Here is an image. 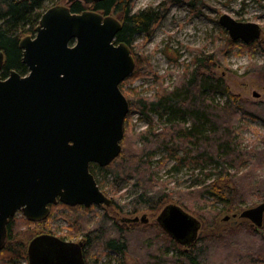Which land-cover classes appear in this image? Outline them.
Returning a JSON list of instances; mask_svg holds the SVG:
<instances>
[{
    "label": "water",
    "instance_id": "water-1",
    "mask_svg": "<svg viewBox=\"0 0 264 264\" xmlns=\"http://www.w3.org/2000/svg\"><path fill=\"white\" fill-rule=\"evenodd\" d=\"M76 1L91 5L100 0H67L48 9L35 37L20 42L29 73L0 76V252L9 221L19 213L38 223L58 203L113 206L91 165L106 168L122 152L130 102L121 84L133 75L136 61L130 46L117 42L121 22L94 11L73 13L70 5ZM220 24L233 41L249 45L262 36L258 24L227 14ZM4 63L0 51V74ZM240 218L257 229L264 227V203L243 211ZM122 222L146 225L149 220L144 215ZM157 222L184 247L196 241L201 227L175 204L165 207ZM82 246L39 237L29 252L35 253L32 264H83ZM42 250L54 251L55 262Z\"/></svg>",
    "mask_w": 264,
    "mask_h": 264
},
{
    "label": "rangeland",
    "instance_id": "rangeland-1",
    "mask_svg": "<svg viewBox=\"0 0 264 264\" xmlns=\"http://www.w3.org/2000/svg\"><path fill=\"white\" fill-rule=\"evenodd\" d=\"M58 2L50 4L49 8L56 5H66L67 0ZM88 8H90V5H88ZM151 8L160 9L161 14L155 20L148 34H138L134 38L132 53L137 60L135 59V73L124 81L123 89L127 99L151 98L160 91V88L173 90L179 84L180 77H184L195 68L196 60L200 57L205 58V64L208 66L205 72L215 79L222 78L234 98H236V100L233 99L232 101L237 103L236 109L239 112L237 114L239 120L236 123L239 129L237 132V143L246 150H250L253 147L259 151L263 150L264 0L132 1L133 12ZM225 14L230 15L237 21L258 24L262 29L261 39L249 45L242 41H235V44L231 43L233 40L220 24V18ZM111 15L118 19L116 13H111ZM255 94H258L259 97H256ZM226 100L220 94L215 95L216 103L225 105ZM137 109V107H132L127 118L130 129L134 134L145 131L149 126L148 120ZM155 119L158 122L156 116ZM157 126L162 127L163 122H158ZM132 144L133 141H131ZM181 155L183 153H180ZM255 158L257 156H254L253 161ZM261 159L264 161V158ZM151 164L154 178L158 181V184L153 186V191L159 189L166 192L196 191L216 179V174L220 170L215 163L211 162H191L179 166L176 170L174 169L177 165L175 156L163 149L158 150L154 154ZM242 165L240 167V174L251 171L252 163L250 161ZM253 169L255 171V180H253L252 185L244 186L246 199L243 201L245 204L233 213L221 214L215 222V226L213 225L214 227L210 226L212 224L211 221L200 222L201 220L194 213L203 212V209H208L212 216L211 211L224 210L226 205L214 201L211 197L204 196L202 200L191 196L187 203L192 211L189 214L199 219L201 223L197 239L207 237L208 235L212 236V234L214 237L224 236L230 232L232 234L229 235L226 246L231 244L230 248L233 253H237L236 251H240L243 255H250L252 253L253 250L249 251V248H255L259 242V237H264V227L258 230V233L261 235L255 233L256 229L252 226L251 221L240 218V214L247 209L264 203V196L262 195L264 193V185L260 188L264 184V166L262 168L256 166ZM235 170L231 169V172ZM96 180L107 197L113 203H116L115 207H106L105 205L93 206L88 211H85L84 207H82L76 213L69 206L60 204L51 207V214L42 225L27 223L25 221L27 219L22 213H19L15 216L18 225L16 241L28 249L32 239L38 234L44 233L59 236L70 242L79 243L85 240L79 232V228L75 225L79 213H84L85 231L94 230L97 222L106 213L119 225L126 228L129 227L121 223L122 219L146 215L149 220V230L144 231V225H142V229L136 230L133 233L132 236H135L133 237L134 241L146 238V242L148 240L152 242L151 245L145 243L149 247L145 246L146 250H166L170 255L180 254L173 243L168 242L157 223V218L162 211L153 213L143 210L136 215H127L120 213L117 209L118 206L123 207L136 197L138 191L133 188L135 184L134 177L125 176L116 181L113 174L103 172L97 173ZM253 186L256 190H253ZM257 190L260 192H257ZM227 216L230 217V220L224 221V218ZM143 232H148V236ZM85 242L87 246V264H135L137 262L132 254L134 250L122 256L105 248L103 244L93 245L90 248L88 241L86 240ZM180 247L182 250L186 249L182 245ZM220 250L217 249L214 255L212 254L211 262L216 264L221 259ZM140 256L144 258V255ZM26 258L27 255L26 257H19L18 255L7 254L3 249L0 252V264H27ZM263 262L264 260L251 264H264Z\"/></svg>",
    "mask_w": 264,
    "mask_h": 264
},
{
    "label": "trees",
    "instance_id": "trees-1",
    "mask_svg": "<svg viewBox=\"0 0 264 264\" xmlns=\"http://www.w3.org/2000/svg\"><path fill=\"white\" fill-rule=\"evenodd\" d=\"M56 1L63 0H0V51L5 55V63L0 74L3 79L8 78L12 71H17L22 76L29 73L28 67L22 62L23 50L20 47V42L27 36L35 37L43 14L50 9L49 5ZM132 1L100 0L91 4L90 8H88V4L76 1L70 5V9L77 14L85 11L99 12L105 16L116 13L122 24L117 42L126 43L133 50L135 36L142 33L148 34L161 13L157 8L133 12ZM231 43L235 44V41H231ZM205 62V58H198L195 68L184 77H180L179 84L173 90L160 88L154 97L129 100L130 111L132 107H137L139 113L148 120V128L134 134L126 119L120 156L106 168H100L95 164L91 165V171L95 177L97 173L106 172L113 174L116 181L125 176L135 178L133 188L138 193L132 201L123 207H117L120 213L136 215L143 210L157 213L172 204L180 206L189 213L192 211L187 203L191 196L202 200L204 196H207L216 202L223 203L226 208L211 211L212 216L208 209L194 214L199 217L200 222L211 221L210 226L214 227L221 214L233 213L245 204L244 186L252 185L255 180L253 168L264 166V161L261 159L264 158V149L259 151L253 147L246 150L237 143L239 129L236 123L239 120L237 115L239 112L236 109L237 103L232 101L236 98L222 78L215 79L205 72L208 69ZM124 84L125 82L121 84V89L126 95L123 89ZM216 94L227 99L225 105L216 103ZM155 116L158 118V122H163L162 127L157 126L158 122ZM131 141H133L132 145ZM161 149L175 156L177 165L174 169L176 170L179 166L191 162L215 163L220 168L216 179L192 192H166L161 189L153 191L152 188L158 184V181L154 178L151 161L154 154ZM180 153L183 155L180 156ZM254 156L257 158L253 161ZM248 161L252 163L253 170L240 174V167ZM231 169L236 170L231 172ZM254 186L253 190H256ZM257 192L260 191L257 190ZM262 195L264 196V193ZM115 206L114 202L113 207ZM82 207L69 208L77 213ZM83 209L88 211L90 208L84 207ZM83 214H78L75 225L79 228L85 241H88L90 248L93 245L103 244L105 248L122 256L134 250L132 254L137 260L135 264H215L211 262V258L217 249H221V259L216 264H251L264 260V237L262 236L259 237L255 248L248 247L249 251L253 250L250 255H243L240 251L233 253L230 248L231 244L226 246L229 235L232 234L230 232L224 236L214 237L212 234V236L208 235L197 239L192 245L182 250L180 244L157 222L168 242L173 243L174 247L179 250L180 254L170 255L166 250H146L149 247L145 243L149 245L152 243L151 240L146 242V238L134 241L133 233L142 229V225H144V231L149 230L148 224L132 223L127 225V223L121 222L129 227L126 228L119 225L106 213L97 222L94 230L85 231ZM46 220L38 223L25 221L33 225H42ZM17 226L16 217L10 219L7 241L3 251L10 255L26 257V246L16 241ZM143 233L147 234L148 232ZM255 233H258L257 229ZM140 255H144V258Z\"/></svg>",
    "mask_w": 264,
    "mask_h": 264
},
{
    "label": "flooded vegetation",
    "instance_id": "flooded-vegetation-1",
    "mask_svg": "<svg viewBox=\"0 0 264 264\" xmlns=\"http://www.w3.org/2000/svg\"><path fill=\"white\" fill-rule=\"evenodd\" d=\"M61 203H58L57 205H60ZM53 206H56V205H53ZM253 226V225H252ZM254 227V226H253ZM255 229H257V228H255ZM257 230H259V229H257ZM39 237H49V238H55V239H57V240H59V241H61L62 243H76V242H70V241H68V240H66V239H63V238H61V237H59V236H55V235H51V234H44V233H42V234H38L37 236H35L33 239H32V241L30 242V244H29V246H28V249H27V258H26V260H27V264H32L33 263V261H34V257H35V253L33 254V255H31L30 254V252H29V250H30V246H31V244H32V242L35 240V239H37V238H39ZM77 244H83V246H82V257H83V264H87L88 263V261H87V254H86V242H85V240H82V241H80L79 243H77ZM45 250H42L41 252L43 253V255L44 254H46V253H48V255H49V257H50V259H51V263H54L55 262V253H54V251H52V250H50V252H44ZM52 256V257H51Z\"/></svg>",
    "mask_w": 264,
    "mask_h": 264
}]
</instances>
